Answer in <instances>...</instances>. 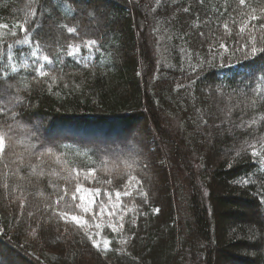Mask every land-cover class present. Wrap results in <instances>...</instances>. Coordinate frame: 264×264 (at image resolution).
<instances>
[{"label":"trees","instance_id":"16d2710c","mask_svg":"<svg viewBox=\"0 0 264 264\" xmlns=\"http://www.w3.org/2000/svg\"><path fill=\"white\" fill-rule=\"evenodd\" d=\"M261 9L264 0H0V132L12 128L0 153V259L264 264V52L240 50L252 36L264 48ZM11 99L21 101L13 113L2 106ZM82 123L155 132L137 162L112 167L97 141L127 162L132 135L91 136Z\"/></svg>","mask_w":264,"mask_h":264},{"label":"rangeland","instance_id":"374dc122","mask_svg":"<svg viewBox=\"0 0 264 264\" xmlns=\"http://www.w3.org/2000/svg\"><path fill=\"white\" fill-rule=\"evenodd\" d=\"M134 1L137 2V3H141L142 0H134ZM145 1H147V0H145ZM150 40L152 41L154 47L156 48V49L154 48L155 49L154 50V54H155V58L158 60V66H160V64L164 60L163 51H162L161 48L159 49V47H160L159 42L155 41V38H154L153 34L150 35ZM153 75H154V71H153ZM11 102L6 103L5 104L6 106H4V105H2V106L4 107V110L7 109L6 110L7 112L13 113L12 112L13 108L16 107V105L17 106L20 105L21 101H20V99H16V102H15V100H12ZM13 104H16V105L13 106ZM10 106H12L13 108H11ZM3 112H5V111H3ZM170 124H171V122H170ZM13 126H15V129H16L15 131L18 132L20 126L18 124H15ZM106 126L107 125H101V126L97 127L96 125L83 124L82 123V124L76 125V128L79 131H86V133H91V136H95V135L96 136H102L101 133L98 132V130H100V131H102L104 133L106 132L108 134L106 136H111L112 138H114V135H116V137H120L121 138L122 136L127 135L126 134L127 131H128V133H130L129 135H132V139L130 140V142L128 143L127 148H126V152H127V154H129V159L126 160L127 162L122 161L124 157L121 156L122 155L121 151L114 152V150L117 149L115 144H113V143H110V144L103 143V142H105V140L103 138L99 139L97 141L98 142L97 143L98 144L97 149L99 150L100 154L101 155L102 154H107V156L111 157L110 161L113 162L112 163V165H113L112 167H117V166L124 167L126 164H129V167H130L131 165H133L132 163H134L136 161L134 156L138 155L139 151H142L143 146L148 145V143L151 141L149 132H152L153 130L155 132V129L153 128L154 126L153 127H151V126L149 127V125H147L148 129L145 131L146 135L145 136H136L134 133H132L133 132L132 125L131 126H126V127L117 126L116 125L114 127V131L113 132L111 131L112 127L107 126V128H105ZM20 128H22V127H20ZM41 128H42L41 126L39 128V127H37L35 125V127H33V131H34L35 134L33 133V136H43L44 137V132H45L44 130L45 129L44 128L41 129ZM56 131H57V129H56ZM22 132H23V129H22ZM45 139H46L45 137L41 138L40 139V143L42 144L43 142H46ZM53 141H54V139H53ZM13 142H16L15 137H14V141ZM99 142H101V143H99ZM17 143L19 144L20 142H17ZM163 148H164V152H165V150L168 151V149H165L164 145H163ZM101 151H103L104 153L103 152L101 153ZM113 153H115V154H113ZM104 157L105 156H103V157L100 156L99 158H100L101 162H103L106 165H108L107 158H104ZM101 178H104V177L101 176ZM85 180H86V182L89 185H93V183H96V182L93 181L92 177L86 178ZM177 180L179 181V183L182 182L180 180V177H178ZM100 183L101 182H98L96 184H100ZM216 264H230V263L227 260L219 257V259L216 262Z\"/></svg>","mask_w":264,"mask_h":264},{"label":"snow or ice","instance_id":"6c2138e0","mask_svg":"<svg viewBox=\"0 0 264 264\" xmlns=\"http://www.w3.org/2000/svg\"><path fill=\"white\" fill-rule=\"evenodd\" d=\"M200 2L203 3V0H200ZM239 4H240V5H245V4H246V0H239ZM64 7H65V8H69V5L65 4ZM185 11H187V9H185ZM261 11L264 12V9H261ZM254 12H255V10H253V13H254ZM50 14H51V13H49V15H50ZM257 19H259V17H257L255 14H253V15L251 16V20H257ZM250 22H251V21H248L247 23H243V24L240 26L239 34H243V33L245 32V29L248 27V23H250ZM0 27H7V25H2V26H0ZM20 27H21V30L24 31V32H26V33L29 31V29H28L27 27H24L23 25H21ZM61 27L65 28V30H66L68 33H75V32H76V28H75V27H68L67 25H61ZM224 27H225V29H227V28H228L227 24H225ZM261 27L264 28V24H262ZM200 35L203 37V36H204V33L201 32ZM255 39H256V38H255L254 36L250 37L251 44H244L243 47H242L240 50L249 49V54H252V55L256 54L258 51H260V52H264V48H259V49H258V48L255 46ZM29 42H30L29 39H25V40H23V41H20V43H29ZM36 44L38 45L39 42L37 41ZM84 46H85V47H88V48H90V49H91V48H94V47H98L97 42L94 41V40H93V41H90V42H87ZM220 46H221V47H225L223 44H221ZM225 51H227V48H225ZM71 54L76 55L77 53H71ZM33 55H35V53H33ZM43 60H44L45 62H47V63H52V61L50 60V58H49L48 56H44V57H43ZM43 67H44V66L41 65V66L37 69L39 75H41V76L46 75V73L43 71ZM16 71H17V69H16L15 67H12V68H11V72H12V73H15ZM205 123H206V121H205ZM253 123H255V121H253ZM11 131H12V128H11V126L9 125L7 131L0 132V153H2V152L4 151V149H5V145H6L5 137L8 136V132H11ZM10 141H11V137L8 136V142L10 143ZM252 154H253V155H258V153L255 152V151H253ZM237 155H239V153H237ZM89 171H90L91 173H95V169H94V168H93V169H90ZM135 179H136L135 177H130V178H129V183H131L132 180H135ZM140 183H142V182L139 181V180H137V184H140ZM63 191H64V196H67V195H68V190H67V188H65ZM95 191L98 192L99 190L97 189V190H95ZM79 192H80V188L78 187L77 190H76V192H73V193L71 194V199H72L73 201H75V200L78 198V197H77V194H78ZM120 195H121L120 192H117V193H116V197H117V198H119ZM124 195H130V192H127V191H126V192L124 193ZM64 196H61L60 199L57 200V204H59L60 201L64 199ZM80 199L82 200L83 197L81 196ZM77 207L81 208L82 211L85 212V213H88L89 211H91V209H90L89 207L85 206L84 204H78ZM102 213H103V208H101V214H102ZM68 215H69L68 212H64V213H62V216H64L65 218L68 217ZM68 222H74V223H76L77 225H80L81 227L84 226L83 223H82L81 218H80V217H77L76 215H71V219H70V221H68ZM122 226H123V225L121 224V227H122ZM113 230H116L115 227L113 228ZM94 243H95V242H94ZM107 244H110V242H107V243H106V249H107ZM96 246L99 247V244H96ZM0 264H5V261H4L3 259H0Z\"/></svg>","mask_w":264,"mask_h":264}]
</instances>
